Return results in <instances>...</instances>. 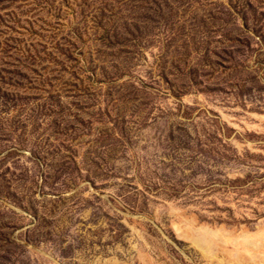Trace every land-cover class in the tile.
Returning <instances> with one entry per match:
<instances>
[{
  "label": "rangeland",
  "instance_id": "374dc122",
  "mask_svg": "<svg viewBox=\"0 0 264 264\" xmlns=\"http://www.w3.org/2000/svg\"><path fill=\"white\" fill-rule=\"evenodd\" d=\"M0 264H264V0H0Z\"/></svg>",
  "mask_w": 264,
  "mask_h": 264
}]
</instances>
